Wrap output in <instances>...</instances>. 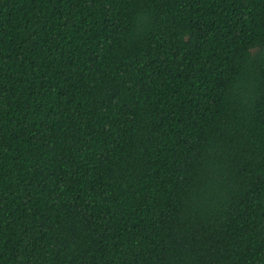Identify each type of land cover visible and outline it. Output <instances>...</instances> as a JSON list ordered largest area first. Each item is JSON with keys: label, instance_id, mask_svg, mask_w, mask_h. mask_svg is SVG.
<instances>
[{"label": "trees", "instance_id": "obj_1", "mask_svg": "<svg viewBox=\"0 0 264 264\" xmlns=\"http://www.w3.org/2000/svg\"><path fill=\"white\" fill-rule=\"evenodd\" d=\"M0 264H264V0H0Z\"/></svg>", "mask_w": 264, "mask_h": 264}]
</instances>
